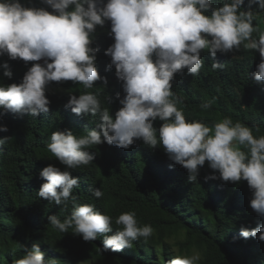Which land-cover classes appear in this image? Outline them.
<instances>
[{"label": "trees", "instance_id": "1", "mask_svg": "<svg viewBox=\"0 0 264 264\" xmlns=\"http://www.w3.org/2000/svg\"><path fill=\"white\" fill-rule=\"evenodd\" d=\"M129 2L0 0V264H264V0H165L226 74L145 102Z\"/></svg>", "mask_w": 264, "mask_h": 264}, {"label": "clouds", "instance_id": "2", "mask_svg": "<svg viewBox=\"0 0 264 264\" xmlns=\"http://www.w3.org/2000/svg\"><path fill=\"white\" fill-rule=\"evenodd\" d=\"M129 1L118 13L120 25L115 31L126 57L125 72L119 85L122 89H117L125 100L166 99L171 86L184 76L183 73L204 70L208 60L211 68L226 74L223 57L215 51L225 43L205 51L199 49H204V44L212 45L209 38L201 37V40L191 42L195 47L188 42L180 43L187 11L172 8L165 0Z\"/></svg>", "mask_w": 264, "mask_h": 264}, {"label": "rangeland", "instance_id": "3", "mask_svg": "<svg viewBox=\"0 0 264 264\" xmlns=\"http://www.w3.org/2000/svg\"><path fill=\"white\" fill-rule=\"evenodd\" d=\"M188 259L194 261L195 263V261L198 259L197 252H194L190 257H188Z\"/></svg>", "mask_w": 264, "mask_h": 264}]
</instances>
